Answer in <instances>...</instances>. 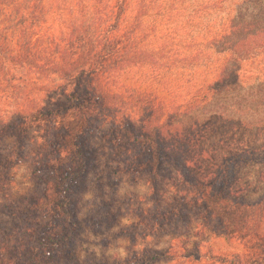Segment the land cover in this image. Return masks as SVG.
<instances>
[{"label": "rangeland", "instance_id": "374dc122", "mask_svg": "<svg viewBox=\"0 0 264 264\" xmlns=\"http://www.w3.org/2000/svg\"><path fill=\"white\" fill-rule=\"evenodd\" d=\"M97 1L21 0L19 6L0 0V87L7 91V96L0 93V122L10 120L31 102L45 106L59 98L55 77L40 72L66 45L73 27L81 22L96 24ZM244 21L264 22V0H128L124 24L138 28L139 46L156 55L159 63L113 74L108 88L155 93L156 101L168 111L185 105L201 88L217 81L236 43L231 28L237 25L241 30ZM21 38L31 40V52L37 58L34 65L13 59L22 50ZM228 69H234L232 62ZM197 101L193 109H180L183 115L175 124L180 125L184 146L175 153L176 160L163 165L157 186L145 172L129 173L125 169L129 158H111L110 147L97 135L89 138L88 147L96 159L73 195L82 224L73 240L75 259L56 264H146L141 262L145 254L157 251H168L170 257L150 264H216L205 256L244 252L243 243L207 224L202 213L186 212L184 221L168 224L155 219L154 213L160 206L177 208L185 196L196 198L186 173L208 182L226 159L238 153L257 155L234 165L237 180L232 196L256 201L264 194V50L241 63L235 84ZM26 134L28 140L16 153L14 138L0 140V161L8 163L12 158L14 164L8 169V164L0 166V209L6 205L23 209L14 219L0 213V247L9 248L24 238L10 231L15 226L31 230L36 240L43 236V223H57L52 205L44 206L43 201L63 167L40 164L34 154L43 134L36 129ZM32 200L38 204L32 206Z\"/></svg>", "mask_w": 264, "mask_h": 264}, {"label": "trees", "instance_id": "16d2710c", "mask_svg": "<svg viewBox=\"0 0 264 264\" xmlns=\"http://www.w3.org/2000/svg\"><path fill=\"white\" fill-rule=\"evenodd\" d=\"M7 1L19 6L21 3V0ZM35 3L38 7V2ZM96 6V24L81 22L73 27L66 45L58 48L54 57L46 61L45 71L40 72L55 77V94L59 98L45 106L31 102L17 110L10 120L0 122V140L12 137L17 141L14 153L23 149V142L28 140V129H36L43 134V143L36 147L34 154L36 159L43 166L60 164L63 167L57 170L54 191L43 201L44 206L52 205L57 223H43V236L36 240L32 238L31 230H21L20 226L11 228L10 231L22 234L24 238L9 248L1 244L0 264L74 261L73 240L82 224L75 214L73 195L79 191V182L96 159L88 147L89 138L97 135L107 148L110 147L111 158H129L125 169L129 173H147L152 184L157 186L163 165L176 160L175 153L184 146L180 125L175 124L183 115L180 109H193L197 100L205 101L210 93L235 84L241 63L264 50V22L244 21L241 30L240 26L233 25L230 35L236 43L230 48L232 58H228L219 70L217 81L201 88L187 104L168 111L162 102L156 101L155 93H142L135 88L120 93L108 88V79L113 74L140 65L157 66L159 59L139 46L138 28L124 24L128 0H98ZM104 6L107 7L105 11L101 8ZM23 34V38H27L25 31ZM32 47L30 39L21 38L22 50L14 61L25 66L34 65L37 58L31 52ZM231 62L234 69L229 70ZM0 88V93L7 96L6 89ZM254 155L257 154L245 152L231 156L208 182L186 173L196 198H181L177 208L157 207L154 218L168 224L172 220L184 221L187 213H202L207 224H212L228 239H237L245 249L242 254L205 257L216 264H264V194L258 200L250 201L231 193L237 180L234 165L252 161ZM11 159L8 163L0 161V166L4 163L8 164L6 169L10 168L14 165ZM32 202V206L38 204V200L36 204ZM22 211L12 205L0 209V213L13 219L19 218L17 215ZM169 257L168 251H157L145 254L141 262L150 264ZM126 264H140V261Z\"/></svg>", "mask_w": 264, "mask_h": 264}]
</instances>
